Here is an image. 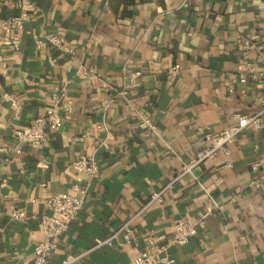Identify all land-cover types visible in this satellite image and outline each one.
Wrapping results in <instances>:
<instances>
[{
  "label": "crops",
  "instance_id": "obj_1",
  "mask_svg": "<svg viewBox=\"0 0 264 264\" xmlns=\"http://www.w3.org/2000/svg\"><path fill=\"white\" fill-rule=\"evenodd\" d=\"M26 12L15 50L2 21ZM53 34L69 50L52 44ZM263 60L264 0H0V264H34L47 200L86 182L71 167L81 155L99 170L45 264L70 255L78 256L70 264H133L147 237L168 245L172 264H264V114L227 157L180 174L204 145L200 126L220 132L235 125L232 115L263 107ZM122 87L127 98L106 105ZM53 93L60 127L12 153L13 129L43 115ZM202 215L188 243H172L176 219ZM126 222L137 244L113 236Z\"/></svg>",
  "mask_w": 264,
  "mask_h": 264
},
{
  "label": "built area",
  "instance_id": "obj_2",
  "mask_svg": "<svg viewBox=\"0 0 264 264\" xmlns=\"http://www.w3.org/2000/svg\"><path fill=\"white\" fill-rule=\"evenodd\" d=\"M30 13H35L36 10L33 5L26 7ZM29 13H23L4 19L2 24L5 30L8 32V36L4 39L10 44V46L17 50L20 47V33L24 28L25 19ZM48 40L60 47L62 50H69L64 38L60 35H50ZM39 44L40 41L37 40ZM264 63V60H263ZM175 70V69H173ZM240 81H245L243 74L240 75ZM128 90L124 87L115 90L112 96L105 100L106 105L109 101L119 97L126 99ZM3 98L11 102L13 110L18 112V105L15 104L13 95L10 93H3ZM60 95L53 93L50 99V106L45 110L43 115L35 116L25 129H13V136L15 138V146L11 150L12 153L18 155L22 152L20 145L27 142L44 141L47 139L46 128L57 130L61 125L60 114ZM264 114V105L255 114H234L232 118L236 120L235 125L229 128H225L220 132H214L207 127L200 126L199 130L202 131V143L203 147L196 153L195 158L189 162L182 163L180 174L190 172L191 169L202 162L205 159L211 158L218 153H222L225 157L230 153L229 144L233 139L241 133V131L247 126H253L256 129L260 125V117ZM152 128L153 125H151ZM224 166H231V161L227 158L224 159ZM71 167L85 176L86 182L84 184L75 183L72 186L70 192H63L59 195L50 197L47 200V207L49 212L44 213L39 218L38 227L43 233V238L37 241L33 248L34 264H45L48 262V257L51 250L56 245V238L62 235L69 227V224L75 219L78 213L81 211L88 192L90 181L96 177L99 164L98 161L92 155H81L78 159L71 163ZM259 167L258 162L251 164V169L257 171ZM261 178H255L252 180V184L259 185ZM171 184V183H170ZM169 184V185H170ZM168 185V186H169ZM162 190L153 192L150 200L146 205L151 203L157 198H160ZM10 215L15 220H22L25 217V212L15 205L10 207ZM205 215L200 216L194 223H189L184 218H178L173 224V236L172 243L175 245H184L197 233L198 228L203 224ZM121 235L126 242L137 241V234L134 229L129 226V223H123L113 233L115 235ZM110 239H105L100 243H108ZM167 246L164 244H158L152 237H147L146 245L144 249L138 251L133 259V264H172L173 259L167 254ZM78 259L76 255H70L62 264H70Z\"/></svg>",
  "mask_w": 264,
  "mask_h": 264
}]
</instances>
